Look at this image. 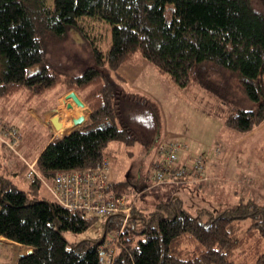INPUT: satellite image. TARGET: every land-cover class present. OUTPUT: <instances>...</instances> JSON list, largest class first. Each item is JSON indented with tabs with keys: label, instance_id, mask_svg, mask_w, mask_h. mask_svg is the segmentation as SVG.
Here are the masks:
<instances>
[{
	"label": "trees",
	"instance_id": "1",
	"mask_svg": "<svg viewBox=\"0 0 264 264\" xmlns=\"http://www.w3.org/2000/svg\"><path fill=\"white\" fill-rule=\"evenodd\" d=\"M83 16L108 23L110 45L104 53L92 45V64L61 76L47 46L66 40L69 27L81 30ZM134 54L174 85L199 84L233 109L225 127L247 134L264 123V15L249 0H0L2 111L18 96L13 103L33 107L56 85L63 94L73 90L88 109L81 125L40 149L34 167L41 177L97 167L110 141L143 152L157 144V104L128 90L117 72ZM236 94L254 106L234 104ZM0 120L5 124L1 111ZM3 156L0 150V237L30 248L16 264H264V204L250 198L195 214L173 197L145 213L132 205L113 259L99 261L118 217L104 218L100 239L67 246L61 231H84L93 217L36 198L38 183L16 188ZM143 176L108 185L119 196L130 186L144 191Z\"/></svg>",
	"mask_w": 264,
	"mask_h": 264
},
{
	"label": "rangeland",
	"instance_id": "2",
	"mask_svg": "<svg viewBox=\"0 0 264 264\" xmlns=\"http://www.w3.org/2000/svg\"><path fill=\"white\" fill-rule=\"evenodd\" d=\"M45 1L52 3V0ZM249 1L255 11L264 15V0ZM79 24L82 27L81 30L69 27L66 40L47 46V59L61 76L77 75L87 65L92 64V45L103 53L110 45V27L107 22L83 16ZM133 57V61L120 65L117 72L123 76L124 85L128 90L141 93L157 104L161 116L159 140H176L186 144L193 154L207 155L209 158L212 157L216 145L218 149L226 147L227 152L233 151V154L226 159H222V156H227V152L220 154L222 156L219 155L223 162H227V171L222 179L208 181L203 185L204 190H201L192 185L151 186L148 173L150 163L155 156V145L147 152H143L138 144L126 148L119 142H108L106 148L109 152L107 156L109 181L131 179L136 182V177L143 175L146 177L147 174L150 186L144 191L138 189V186L133 190V186H130L123 195L133 202L136 212L150 211L160 202L173 196L177 197L183 208L191 214L198 211L214 212L218 208L229 207L248 198L256 203L264 204V126L245 136L225 127L223 120L233 109L223 104L219 98L196 83L183 88L178 87L166 75L158 73L138 54H134ZM62 92V87L56 85L49 91L48 96L37 101L33 108L48 116L60 113L63 121L69 122V128L73 124L70 121L71 117L78 114L75 111L77 105L71 99H66L65 103L75 105L73 109L66 108L65 104L57 105L58 99H62L66 94ZM18 97L5 103L3 111L2 104L0 105L2 117L5 119L3 122L16 126L22 131V139L19 138L18 145L15 146L17 154H7L8 160L17 163L15 173H10L13 170L11 165L7 164L5 152H3V158L11 181L16 188L24 190L28 182L24 178V167L19 156L31 162L39 153L47 134L41 123L28 115L26 108L20 106V103H13V100H19ZM233 102L243 109H251L254 106L240 94L234 96ZM83 113H87L86 108ZM78 115L82 116V114ZM56 134L60 135L59 132ZM236 139L239 140L231 144ZM34 195L38 199L50 198L43 187L35 191ZM103 229L104 218L93 217L84 231L63 230L61 235L67 242V246H70L80 240L100 239ZM109 236L111 237V233H106V238ZM6 242L5 240L0 242V264H16L18 257L23 255L20 253V244Z\"/></svg>",
	"mask_w": 264,
	"mask_h": 264
},
{
	"label": "built area",
	"instance_id": "3",
	"mask_svg": "<svg viewBox=\"0 0 264 264\" xmlns=\"http://www.w3.org/2000/svg\"><path fill=\"white\" fill-rule=\"evenodd\" d=\"M18 142L17 129L0 122V148L3 147L2 150L6 156L8 153L17 154L15 146ZM185 148L184 143L172 139L157 142L155 156L148 173L151 186L163 183H199L208 179L206 157L191 154L180 160L178 152ZM19 158L24 167L26 181L38 183L60 206L69 211H77L87 218H107L111 215L118 217V227L111 232V237L105 239L104 246L106 247L98 257L99 261L110 262L118 248L119 238L123 236L133 202L123 195H117L109 188L108 158H102L100 164L94 168L57 171L48 181L36 171L34 161L28 162L21 156ZM125 239L127 240L126 237Z\"/></svg>",
	"mask_w": 264,
	"mask_h": 264
},
{
	"label": "crops",
	"instance_id": "4",
	"mask_svg": "<svg viewBox=\"0 0 264 264\" xmlns=\"http://www.w3.org/2000/svg\"><path fill=\"white\" fill-rule=\"evenodd\" d=\"M118 74L123 78V76L118 72ZM124 79V78H123ZM69 91H73V90H69ZM69 91H67V92H69ZM67 92H65V93H67ZM74 92V91H73ZM75 93V92H74ZM77 96V95H76ZM78 97V96H77ZM80 100H81V98L80 97H78ZM75 105H70V107L73 109V107H74ZM85 106V105H84ZM76 108H75V111L79 114V112H80V110H81V105H77V106H75ZM67 108V107H66ZM85 108H86V111H87V113L86 114H82V117H83V122L85 121V119H86V116H87V114H88V109H87V107L85 106ZM26 110H27V112H28V115L31 117V118H33L35 121H39L40 123H41V125H42V127L45 129V131H46V134H47V138H46V140L44 141V144L41 146V148L40 149H42V147L50 140V139H52V138H59V137H61V136H63V135H65V134H67V133H69L73 128H75V127H77V126H79V125H74V124H72V126H70L69 128H68V123L69 122H67V120H64L63 121V117H62V115L59 113L58 115H56V113H53L52 115H43V114H41L39 111H35L34 110V108L33 107H28V108H26ZM33 110H34V112H33ZM59 112V111H58ZM78 114H76L74 117H71V119H70V121L72 122V120L73 119H75V118H77L78 116H80V115H78ZM82 122V123H83ZM73 123V122H72ZM262 126H264V123L261 125V126H259L258 128H256L255 130H253V131H251L250 133H247V134H244L243 136H245V135H250V134H252V133H254V132H256V131H258V130H260V128L262 127ZM15 128L17 129V131L19 132V138L20 139H22V131L18 128V127H16L15 126ZM57 132H59L60 133V135H57L56 133ZM242 136V137H243ZM213 139H218L217 137H213ZM159 140V139H158ZM239 139H236L234 142H232L231 144H233V143H236L237 141H238ZM222 143H224V141L222 142ZM231 144L229 145L230 147H231ZM186 145V144H185ZM3 148V147H2ZM2 148L0 149L1 151H2V153L4 152L3 150H2ZM40 149H39V151H40ZM155 149H156V145H155ZM225 149H226V147H225ZM224 148H222V147H220V149H218V146L216 145L215 146V148H214V151H213V154H212V157L211 158H209V156H207V155H205V157L207 156V162H206V174H207V176H208V179L206 180V181H204V182H199V183H176L175 185H192V186H195V187H198L199 189H201V190H204V189H202L203 188V185L205 184V183H207L208 181H210V180H215V181H218V180H221L222 179V177L224 176V174L226 173V171H227V167H226V164H227V162L225 163V162H223V160L222 159H226V158H228L229 156H230V154H233V151L232 152H230V150H229V152H227L226 150H225ZM225 152H227V156H225L224 157V155L222 156V155H220V154H222V153H225ZM4 154V153H3ZM191 154H193L192 153V151L191 150H189V148H188V146L186 145V148L184 149V150H182V151H179L178 152V156H179V159L180 160H183L185 157H186V155H191ZM222 156V159H221V157L220 156ZM219 156V157H218ZM8 155L6 156V161H9V165H11V168H12V170L13 171H11L10 173H15V168L17 167V163H15V162H13V161H10V160H8ZM36 158V157H35ZM35 158L34 159H32V161H35ZM4 159V158H3ZM6 161L4 160V164L6 165ZM152 162V161H151ZM151 164V163H150ZM146 176H147V174H146ZM109 181V180H108ZM111 181V180H110ZM161 185H171V184H169V183H163V184H161ZM158 186V185H157ZM133 189H135L134 187H133ZM173 198H177V197H175V196H173ZM4 240H5V242L7 243V244H10L12 241H10V240H7V239H5V238H3V237H0V242H4ZM15 243V242H14ZM15 244H17L18 245V243H15ZM19 249L21 250V252L20 253H22V254H26V253H28L29 251H30V248H28V247H26V246H24V245H19Z\"/></svg>",
	"mask_w": 264,
	"mask_h": 264
},
{
	"label": "water",
	"instance_id": "5",
	"mask_svg": "<svg viewBox=\"0 0 264 264\" xmlns=\"http://www.w3.org/2000/svg\"><path fill=\"white\" fill-rule=\"evenodd\" d=\"M66 99H71V101L75 105H83L82 101L76 96V94L73 91L67 92L62 99H58L57 105L58 104L59 105L65 104L66 107L69 108L70 104L69 103H67V104L65 103ZM82 120H83V117L82 116H78L77 118L73 119L72 122H73L74 125H81L82 122H83ZM23 255H20L19 257H21Z\"/></svg>",
	"mask_w": 264,
	"mask_h": 264
}]
</instances>
